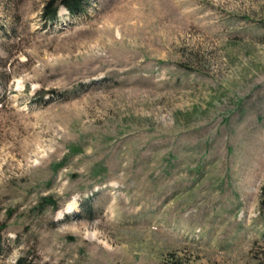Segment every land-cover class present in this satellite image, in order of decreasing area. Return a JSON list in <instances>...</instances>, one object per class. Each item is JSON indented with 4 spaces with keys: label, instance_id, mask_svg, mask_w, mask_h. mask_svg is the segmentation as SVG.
Segmentation results:
<instances>
[{
    "label": "rangeland",
    "instance_id": "obj_1",
    "mask_svg": "<svg viewBox=\"0 0 264 264\" xmlns=\"http://www.w3.org/2000/svg\"><path fill=\"white\" fill-rule=\"evenodd\" d=\"M0 0V264H264V0Z\"/></svg>",
    "mask_w": 264,
    "mask_h": 264
},
{
    "label": "trees",
    "instance_id": "obj_2",
    "mask_svg": "<svg viewBox=\"0 0 264 264\" xmlns=\"http://www.w3.org/2000/svg\"><path fill=\"white\" fill-rule=\"evenodd\" d=\"M90 3V0H57L56 6L53 8L51 6H47L46 8V16L49 20L55 21L58 18V10L60 6H65L69 9V11L74 14L78 15L84 12L87 8V5ZM4 228L3 223L0 224V231ZM1 242V238H0ZM24 258H20L18 260V264H25L23 262ZM28 264V263H26Z\"/></svg>",
    "mask_w": 264,
    "mask_h": 264
}]
</instances>
